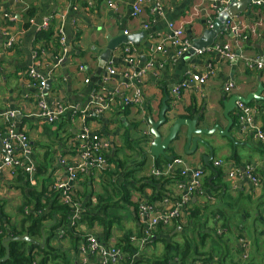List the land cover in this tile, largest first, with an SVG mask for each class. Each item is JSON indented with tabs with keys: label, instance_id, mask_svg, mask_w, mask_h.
Instances as JSON below:
<instances>
[{
	"label": "crops",
	"instance_id": "crops-1",
	"mask_svg": "<svg viewBox=\"0 0 264 264\" xmlns=\"http://www.w3.org/2000/svg\"><path fill=\"white\" fill-rule=\"evenodd\" d=\"M132 2L133 0H0V113L15 111L19 114L16 129L28 136L34 151L35 165H46L50 169L51 176L46 188L55 178L62 176V170L54 164L56 155L66 151L73 136L83 129L105 136L111 142L108 158L115 157L119 163L109 160L110 167L106 173L104 172L105 174L94 171L84 177L85 180L76 183L75 190L78 192L84 187H91L94 193L87 194V197L91 195L93 199L95 195L104 193L102 183L111 177L115 183L125 182L133 186L132 188L129 186L131 204L126 208L120 201V193L113 195L112 201L120 202L123 208L111 210L112 214L117 216V222L109 228L108 238L105 237L104 229L96 223L91 226L78 223L76 229L72 231L73 236L61 230L56 232L57 236L52 239L51 246L64 254L70 264H82L76 255V248L80 242L79 234L92 233L107 244L117 245L125 234H129L130 237L140 234V224L132 205H136L141 200H150L156 207L160 205L162 208L164 199L173 200L177 197L179 179L177 173L170 178H163V181L158 183L151 181L148 177L149 171L154 167V158L149 154V144L152 139L149 120H158L161 101L166 95L169 98L166 113L168 123L180 115L184 117L198 115L200 127L210 128L218 123L224 128L227 121L222 116L223 99L234 95L246 97L256 90L258 78L264 86V72L247 70L241 59H259L264 63V6H256L251 2L235 16V20L240 21L245 27L247 39L242 43L236 41L228 31L218 34L214 43L230 44L241 56L236 63H219L216 57L210 54L175 58L172 47L164 41L168 34L169 23L181 26L185 38L191 44L196 39H200L204 31L210 29L208 20L213 25L220 14L211 9L207 0H162L161 15L146 9L139 18L131 15ZM30 8L34 10L35 18L31 26L24 29V17ZM46 16L53 17L49 28H53L54 37L48 45L43 41L34 43L37 25ZM4 18L12 19L14 22H7L8 20ZM59 29L62 30L65 38V44L62 49L60 48L61 50L55 48V43H59L57 35ZM140 34L142 36L138 42L132 43L126 40L127 37ZM10 36L18 37V42L12 51L6 48L7 39ZM163 41L164 52H156V47ZM109 46H114V50L111 51V57L105 67L101 68L100 55ZM38 48L46 51L45 65H42L43 71L51 69L53 71L51 86L42 94L45 95V100L63 101L81 108L91 95H114L115 91L121 88L123 81L121 76L109 77L107 66H112L117 72L129 69L125 62L127 49H136L139 68L149 60L162 62L164 67L156 76L153 70H148L138 82H134L135 86L142 91L143 106H132L120 110L115 105L104 115L94 116L88 120H83L81 117L70 120L69 112L57 123L49 125L35 116L37 102L35 95L40 94L36 88L28 87L26 82L25 71L33 66L32 52ZM54 52L56 56L52 54ZM57 57L62 59V63L54 67ZM210 66L214 69V76L207 84L197 89L194 83L192 89L183 93L180 105L172 107L171 87L185 79H190L192 74L207 71ZM80 68L83 70L80 71ZM228 81H233L235 89L227 95L223 92V86ZM262 96L264 97V93ZM250 104L259 108L257 122L264 128V102L253 101ZM161 133L163 137L166 136L167 127H163ZM230 134L234 137L235 143L219 136L217 132L205 137L213 149V160L210 165L213 169L220 171V181L216 180L217 175L211 177L210 173L215 170L212 171L206 167L198 157L185 156L182 145L172 144L167 149V156L180 157L186 167L202 168L201 183L205 194L203 197H194L187 215L161 228V232L157 233L161 235L156 239L155 232L153 240H158L155 243V249L162 243L160 253L154 249L155 255H152L150 246L152 242L144 249H140L137 243H130V255L136 256L133 262L159 264L164 255V246L168 243L181 245L184 241H188L190 246L199 245L198 253L211 252L213 249L208 238L202 245H200V239L196 240L199 244L192 241V229L200 227L206 235L210 234L206 230L208 228L215 229L216 232L222 228L225 232L224 238H221L222 242L219 243L222 256L215 258L211 255L213 264H232L239 258L242 249L238 234H248L250 238V240L247 239L250 246L249 257L244 264H264V228L259 225L263 223L261 213L264 210V148L250 135L238 130L235 123ZM143 137L148 138V141L137 144ZM140 148L147 153L142 166L137 168L130 177H124L126 171L132 170L131 166L141 161L137 153ZM233 152L239 157L238 164L229 159ZM217 160L232 162L235 165L245 163L254 165L260 177V184L253 187L245 179L229 180L224 175L225 169L213 167V162ZM121 162L124 163L123 166ZM140 179H144L142 183L145 184L142 191L135 189V187L139 188L140 185L136 181ZM6 182L3 181L0 184V218L8 217L11 221L10 225L15 226L17 225L14 219L16 213L12 211L11 217L5 215L3 209L6 205V212L11 211L12 203H19L16 199L19 191L12 188L14 186L12 181L9 182L11 190H9L10 187L6 189ZM34 187H37V183ZM95 191L99 193L96 194ZM195 209H201V212L196 219L192 220ZM132 212L134 214L131 215ZM211 234H213L212 231ZM40 242L43 246V241ZM190 255L191 258L186 261L187 264L197 260L204 261L209 257L205 254L192 256L190 253ZM192 258L196 261H192Z\"/></svg>",
	"mask_w": 264,
	"mask_h": 264
},
{
	"label": "built area",
	"instance_id": "built-area-1",
	"mask_svg": "<svg viewBox=\"0 0 264 264\" xmlns=\"http://www.w3.org/2000/svg\"><path fill=\"white\" fill-rule=\"evenodd\" d=\"M211 9L220 13L228 7L231 1L240 0H207ZM256 6H264V0L253 2ZM148 9L151 13L161 15L163 9L162 0H133L131 4V15L133 17H141L142 13ZM1 19V17H0ZM7 22H14L12 19H7ZM53 17L46 16L41 19L37 25V31H46L51 25ZM33 20H31V23ZM208 25L211 28L212 22L208 20ZM224 28L238 41L243 42L247 39L244 25L235 17L228 18L224 22ZM254 32V31H253ZM127 35L126 32H124ZM59 45L62 49L65 44V38L62 30L57 32ZM164 41H167L173 49L175 58H184L188 55L192 44L185 38L181 26H176L173 23L168 24V34ZM164 41L156 47V52H164ZM18 42V37L10 36L6 42V48L10 49ZM204 54L214 55L217 62L233 63L238 61L241 56L233 49L232 45L226 43H214L212 46L201 50H195V56ZM46 51L43 49H35L32 52L33 66L29 67L26 73V82L28 87L36 88L40 95H35L36 102V117L43 122L52 125L57 123L67 113L70 112V120L81 117L83 120L92 119L94 116H102L106 111L118 106L122 110L132 106H143V95L139 87H136L134 82L139 81L144 73L148 70H153L156 76L159 70L164 67V63L149 60L139 68V60L136 49H127L125 62L129 69H124L117 72L112 66H107V74L109 77L120 75L122 78L121 88L117 89L114 95H91L85 105L77 107L66 104L63 101L51 100L46 101L44 90L48 81H51L53 71H43L42 65ZM132 55V56H131ZM244 67L250 71L264 72V64L259 59L241 58ZM62 59L57 57L54 67L61 65ZM80 71L83 68L79 69ZM214 76L212 66L207 71L202 73L192 74L190 79L174 85L170 90V99L172 107L178 106L181 103V97L184 92L192 89L195 83L197 89L203 87ZM235 89L233 81H228L223 86V92L230 94ZM19 114L15 111L0 113V184L9 182L16 178L18 171H22L27 175L30 185H34L35 174V158L34 151L30 145L28 136L16 129V120ZM234 121L238 130L244 134L250 135L255 141L259 142L264 148V128L257 122L259 116V108L251 104L235 102L233 111ZM111 152V142L98 132H91L88 129H83L79 134L73 136L68 143L66 151L59 152L56 155L54 164L58 169L62 170V176L55 178L49 186H47V197H53L60 204L67 206L70 214L68 223L71 228L76 229L81 215L86 208L84 203L75 198V184L80 182L84 177L89 176L94 171L104 173L109 170L108 157ZM213 167L217 169H225L224 175L229 179H245L253 187L260 184V177L256 173L254 165L245 163L243 165H235L232 162L217 160L213 162ZM178 174L177 182V197L175 199L166 198L160 205L156 207L148 201H140L138 204V221L140 224L139 236H131L130 243H137L140 249L149 246L154 238V234L158 228H164L173 220L181 219L188 213L189 205L194 197H203L205 190L201 183L202 168H190L184 165V161L180 157L172 158L162 168L153 167L149 171V176L156 179L170 178ZM5 187V188H6ZM7 189V188H6ZM93 201V200H92ZM32 210V206L24 207V214L27 215ZM261 218L264 220V210L261 213ZM62 232V230H61ZM217 235L221 236L224 230L218 229ZM4 231L0 225V236H3ZM10 237V236H8ZM80 242L76 248V255L82 264H134L135 255H128L116 245L105 243L100 240L97 235L83 232L78 235ZM239 237V236H238ZM239 243L242 253L239 258L232 264H244L249 257L250 246L248 240L239 237ZM35 264V263H32ZM170 264H179L178 259H174ZM191 264H213V262H193Z\"/></svg>",
	"mask_w": 264,
	"mask_h": 264
},
{
	"label": "trees",
	"instance_id": "trees-1",
	"mask_svg": "<svg viewBox=\"0 0 264 264\" xmlns=\"http://www.w3.org/2000/svg\"><path fill=\"white\" fill-rule=\"evenodd\" d=\"M35 18V12L33 9H28L26 11L25 17H24V24L23 28L27 29L31 26V20ZM53 28H49L46 31H36L35 35V42L43 41L47 45L51 41V38L54 37ZM55 40V39H54ZM56 42V41H55ZM46 45V47H47ZM55 48L60 49L59 43H55ZM14 49V45L9 49V51H12ZM61 50V49H60ZM52 52V51H51ZM54 56H56V52L52 53ZM232 117L234 118L233 114ZM235 120V119H234ZM148 141V138L143 137L142 139H139L137 144L139 142H146ZM126 142V140H125ZM138 156L141 158V161L138 164H135L132 167V170L130 172L126 171L124 177H130L133 172L139 167L142 166L144 162V156L147 154L145 151H143L141 148L137 151ZM173 158H176V156H173ZM231 161L238 164L239 157L236 153H232L231 157L229 158ZM114 161L115 163L117 160L114 158H108V161ZM170 161L164 159L163 157H159L157 159H154V167L155 168H161L165 164L169 163ZM124 163L121 162V166H123ZM119 165V164H117ZM153 168V167H152ZM215 171L211 172V177L217 175L216 180L220 181L221 173L219 170L214 169ZM106 173V172H105ZM104 173V174H105ZM108 175V174H107ZM111 176V174L109 173ZM108 175V176H109ZM51 176L50 169L46 167V165L36 166L35 174H34V184L37 183V187H34V185H30L28 181V177L26 174H24L22 171H18L17 176L15 179L12 180V184L18 188L24 198L23 203L21 204L19 208V213L21 214L22 221L20 222V226L17 225H10V220L8 217L2 216L0 218V225L2 226V229L4 231L3 236H0V259H2L5 256V248L2 245V240L8 236L10 237H20V236H28L30 239H32L35 243H29L27 241H10L7 243L8 246V259L4 262H0V264H70L69 259L66 258V256L62 253H59L57 250H55L51 246V241L54 237L57 236V231L62 230L65 231L66 234L73 236L72 231H74V228H71L68 223V217L70 214V211L67 206H64L60 204L56 199L53 197H47V188L46 184L49 183ZM151 181L158 183L160 181H163V178L156 179L154 177H150ZM134 179V177H132ZM85 180V179H82ZM144 179L137 180L136 182L139 183V188L135 187V189L142 191L145 187V184L142 183ZM167 180V179H166ZM129 186L131 188L133 187L131 184L128 185V183L123 182L122 184L115 183V181H112V177L109 178V180L102 183V187L104 189V193L102 195L97 196L95 199V203L92 201L91 195H88L85 199L76 198L77 191H75V198L76 200L83 202L84 207L86 210L81 215V220L79 223H85L88 226L93 225L94 223L99 224L103 229L105 233V237L108 238L109 228L116 224L117 219L111 215L109 216V212L111 210H117L123 208V206L120 204V202H113V195L115 193H120V201L124 203V208L126 206L130 205V195L131 190L129 189ZM10 187V186H8ZM90 188V187H89ZM86 191L88 192V188L84 187ZM91 190H89L88 194H91ZM87 196V195H86ZM144 201V200H141ZM148 201V200H146ZM149 203L150 200L148 201ZM138 204L132 205L134 209V213L138 218ZM28 206H32V210L25 215L23 208ZM130 213L131 215L134 213ZM201 212V209H195L192 213V220L196 219L197 216H199ZM5 217V218H4ZM117 217V216H116ZM262 222H264L263 219H261ZM175 221V220H173ZM198 230L200 227L197 228ZM161 232V228H158L155 234V239L158 238L159 235H157L158 232ZM215 231V229H214ZM216 233V231H215ZM197 234L200 236V245L204 243V240L206 238L211 239L212 234H203V232L200 230L197 232ZM130 235L125 234L123 238H121V241H118L117 247L120 248L123 252L130 255L131 253V246L129 241ZM152 240V243L157 242ZM43 241V246H41V242ZM193 243V242H192ZM133 250V249H132ZM199 245H193L190 246L188 241H184L181 245H178L177 243H168L164 246V255L161 258V261H159V264H169L170 262L174 260V258H177L179 261V264H187L186 261L191 258L190 253H192V256L198 254ZM173 253L174 255L171 257L170 253ZM213 257L209 255L207 259L203 260H197L201 262H211ZM192 261H196L194 258L191 259ZM135 264H139L136 262Z\"/></svg>",
	"mask_w": 264,
	"mask_h": 264
},
{
	"label": "water",
	"instance_id": "water-1",
	"mask_svg": "<svg viewBox=\"0 0 264 264\" xmlns=\"http://www.w3.org/2000/svg\"><path fill=\"white\" fill-rule=\"evenodd\" d=\"M258 0H240L231 1L228 7L224 10H220L218 18L214 21L212 27L209 30L204 31L200 39H196L192 43L191 49L188 51V55L194 56L195 50H201L206 47L212 46L221 32L227 31L224 28V22L228 18L235 17L238 12L243 11L251 2H256ZM140 35L127 37L126 40L129 42H138L141 38ZM114 50V46H109L106 51L102 52L100 55L101 68L105 67V64L111 57V51ZM233 63H236L233 62ZM261 63H263L261 61ZM264 64V63H263ZM51 81H48L44 93L51 86ZM264 86L258 78L257 88L254 92L248 94L246 97L234 95L228 99H223V113L222 116L227 121V125L223 128L218 123H215L210 128L200 127L199 116H189L180 115L176 117L171 123H168L166 118V113L168 112V96L166 95L161 101V106L158 114V120H149L150 124V135L152 139L149 144V154L157 159L163 157L164 159L171 161L172 156H167V149L173 144L182 145L183 153L187 157H198L199 160L212 171L211 162L213 160V149L206 141L205 137L212 136L216 132L221 137L229 139L231 142L235 143L234 137L230 134L234 126V118L232 117L233 111L235 109V102L239 101L244 104H250L253 101L264 102ZM167 127V134L163 137L161 129ZM1 149V146H0ZM10 241H27L29 243H35L27 235L20 237H6L2 240V245L5 248V256L0 259V262H4L8 259V246L7 243Z\"/></svg>",
	"mask_w": 264,
	"mask_h": 264
},
{
	"label": "rangeland",
	"instance_id": "rangeland-1",
	"mask_svg": "<svg viewBox=\"0 0 264 264\" xmlns=\"http://www.w3.org/2000/svg\"><path fill=\"white\" fill-rule=\"evenodd\" d=\"M143 131V130H142ZM144 132V131H143ZM140 133H142L141 132V130H140ZM124 136L126 137V134H124ZM57 142V141H56ZM145 150V149H144ZM123 157H125V155H123ZM123 159V158H122ZM99 187V186H98ZM7 189H8V186L6 187ZM12 188L13 189H17L18 191H19V194L17 195V200L19 201V203H12V207H11V211H7L6 212V209H5V206L6 205H4V209H3V211L5 210V215H8V216H11L12 215V211L14 212V213H16V216L14 217V219H16V223H17V226H20V222L22 221V217H21V214L19 213V208H20V206H21V204L23 203V201H24V198H23V196H22V194H21V192H20V190L18 189V188H16L15 186H12ZM99 189H100V187H99ZM9 190H11V187H10V189ZM89 190H91L92 191V188L90 187V188H88V192H84V191H86L85 189H82L81 191H78V193H77V196H76V198L78 199V198H80V199H85L87 196V194L89 193ZM92 193H94V192H92ZM95 193L96 194H98L99 193V191H95ZM95 199H96V195L93 197V202L95 203ZM111 215L113 216V217H115L116 219H117V217L115 216V215H113L112 214V211H110L109 212V216L111 217ZM12 217V216H11ZM260 226H262L263 228H264V222L262 223V224H259ZM200 230H202V229H197L196 227H194L193 229H192V241L194 242V243H196V244H199V242H196V240H199L200 239V236L197 234V232L198 231H200ZM206 230H208L209 232H210V234H211V231L213 232V234H212V237H211V239H209L210 240V242H211V248L213 249L211 252H201V253H198V254H205V255H210V257H211V255L213 256V257H219V255L220 256H222V250L219 248V243H221L222 242V239L224 238V235L225 234H222L221 236H218L217 235V233L214 235V229H210V228H208V229H206ZM227 230H228V228H227ZM236 230V232H238V230L237 229H235ZM225 233V232H224ZM239 235V237H243V238H246V239H249L250 240V238H249V235L248 234H238ZM222 238V239H221ZM221 239V241L220 242H218L219 240ZM225 240V239H224ZM160 242V241H159ZM156 243V242H155ZM155 243H152L150 246H151V250L153 251V253H152V255H155L154 254V249H155V246H156V244ZM161 244V246H159V248H157V249H155V251H157L158 250V253H160L161 252V250H162V243H160ZM59 252V251H58ZM59 253H61V252H59ZM174 254L171 252L170 253V256L172 257ZM135 263V262H134ZM126 264H128V261H126Z\"/></svg>",
	"mask_w": 264,
	"mask_h": 264
}]
</instances>
